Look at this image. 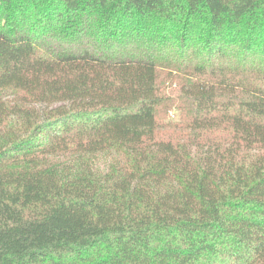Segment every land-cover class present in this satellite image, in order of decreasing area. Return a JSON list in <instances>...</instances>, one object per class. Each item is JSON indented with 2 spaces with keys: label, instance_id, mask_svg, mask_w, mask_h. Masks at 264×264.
<instances>
[{
  "label": "trees",
  "instance_id": "trees-1",
  "mask_svg": "<svg viewBox=\"0 0 264 264\" xmlns=\"http://www.w3.org/2000/svg\"><path fill=\"white\" fill-rule=\"evenodd\" d=\"M0 264H264V0H0Z\"/></svg>",
  "mask_w": 264,
  "mask_h": 264
},
{
  "label": "rangeland",
  "instance_id": "rangeland-1",
  "mask_svg": "<svg viewBox=\"0 0 264 264\" xmlns=\"http://www.w3.org/2000/svg\"><path fill=\"white\" fill-rule=\"evenodd\" d=\"M166 88H168V90L164 92V95L171 100L175 99L177 96L174 88L170 89L169 86ZM177 101L178 99L176 98L175 103L172 102V105L168 110L165 109L161 114L157 115L158 134L163 138L168 137L170 134L174 136L176 132L180 131L187 124L188 117L181 113ZM106 162L107 159L105 158L99 159V161L96 162V167H103L102 165Z\"/></svg>",
  "mask_w": 264,
  "mask_h": 264
}]
</instances>
